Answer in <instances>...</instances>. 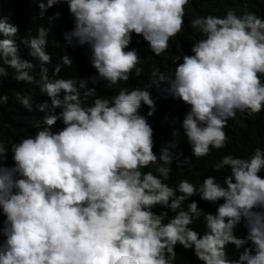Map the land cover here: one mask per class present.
Masks as SVG:
<instances>
[{"label": "clouds", "instance_id": "9594fccd", "mask_svg": "<svg viewBox=\"0 0 264 264\" xmlns=\"http://www.w3.org/2000/svg\"><path fill=\"white\" fill-rule=\"evenodd\" d=\"M24 1L0 0V89L13 70L23 89L16 99L33 111L37 131L12 144V167L0 140V264H175L177 245L202 264H264V211L255 210L264 209V149L248 159L223 156L213 167L230 170L223 179L165 183L174 162L183 169L192 160L173 151L172 133L201 159L225 146L233 122L264 111V18L228 0L223 17L211 0ZM61 3L72 14L64 46L90 47L92 65L79 54L51 55L48 24L61 16ZM35 7L38 17L27 20ZM187 27L196 33L190 40L200 39L174 74L154 69L145 88L110 98L87 87L106 81L111 89L140 76L130 44L160 56L180 33L189 40ZM73 67L87 74L73 75ZM153 86L166 94L157 106ZM167 99L175 107L162 114ZM8 100L0 94V106ZM154 147H162L159 156ZM153 164L155 173L143 171ZM196 195L217 204L205 213L203 233L190 227L203 211L190 200Z\"/></svg>", "mask_w": 264, "mask_h": 264}, {"label": "trees", "instance_id": "16d2710c", "mask_svg": "<svg viewBox=\"0 0 264 264\" xmlns=\"http://www.w3.org/2000/svg\"><path fill=\"white\" fill-rule=\"evenodd\" d=\"M24 3H26V5L29 7L33 5L32 2L28 0H25ZM228 4L230 5L231 9H236L237 11L243 13L245 11H251L264 18V0H228ZM209 5L214 9L216 13L215 16L223 17L220 15V13H222V9L226 5L225 0H211ZM63 7H65L66 12L62 10ZM37 9L38 7H35L27 11L29 15L27 20L38 17L35 16L38 15ZM59 9L61 10V16L59 19L56 21L53 20L48 24V27L50 28L48 37L49 42H51V55H55L59 59L61 56L68 54L74 59L79 54L77 59L82 56L87 60L83 63L92 65V53L90 47L81 48V46H75L66 48L64 46L66 41L61 33L64 31L63 26L66 24L65 21L68 19V15L72 16V14L69 11L67 3H61V7H59ZM237 15H241V13L238 12ZM185 30L187 39L189 38V40L185 41L186 36L180 33L182 36L174 39L169 44L167 51L162 53L160 56H156L152 51L148 52L144 48H140L141 45L138 41H133V43L130 44L129 49L126 50L135 48L138 50L140 56V63L137 65V67L143 69L140 76H135L133 72L129 81H121L118 85L113 86L111 89L106 88V81H99V83L95 85L89 81L87 87H97V93L99 95H101L103 98H110L112 95L117 94L122 88H128L129 90L134 88H145V86L150 83L154 69L158 70V73H165L168 75L174 74L178 63L183 62V55H193L191 49L194 45V42L200 39L198 38L196 40H190V38L195 37L196 33L188 27ZM12 71L13 70L9 69L10 75L4 78L3 88L0 89V94H5L9 97L8 102L0 106V140L3 141L6 148L9 150L4 161L5 166L8 167L14 166L11 153L12 144L20 141L22 138L34 135L37 131L33 123V111H29L16 99V93H21L20 91H23V89H20L18 81H15L11 78ZM86 71L87 69L85 70L84 68H79V71L75 67L71 68V73L73 75L82 76V74H87ZM94 75H97L96 69L91 72V76ZM79 80L80 79L77 81ZM163 87H165V85L162 84L161 89ZM150 91L152 98L156 101V106L166 98V94L160 89H157L155 86H153ZM22 95H25V93ZM174 107L175 104L172 103L170 99H167L162 105L161 113H173ZM141 108L149 109L147 105H142ZM63 126L64 125L62 124V127ZM226 134L227 141L223 148H212L206 157L196 159L192 155L191 145L189 146L187 142H185L184 138H182L179 134L172 133L171 139L174 141V143L178 144V148L173 149V151H182L183 156L181 159L190 157L192 160L189 165L185 164L183 169H180L174 162L172 165L173 171L170 173V177L167 181H165V183L169 184V186L175 187L179 181L187 179L192 184L199 186L202 184L203 179L209 175L217 176L218 179H223L226 177L228 174H230V170L228 169H224L221 173L213 171L214 165L220 162L223 156L231 155L233 157L248 159L254 154V150L257 147L264 149V111L258 114H251L246 120L240 119L233 122L226 131ZM161 148L162 147H154V152L157 154V156L160 155ZM157 166L158 164H153L148 169H144L143 171H153L155 173ZM259 175L264 178V171H262ZM177 195H179V193H177ZM190 200L196 201L199 208L203 210L200 213L199 220L190 225V227L200 233H203L205 213L215 214L217 204L204 201L199 195L191 197ZM188 203V201H185L182 206L185 210L187 209ZM219 203H223V201H220ZM163 210L164 209H162L159 205H157L154 209V211L157 213ZM255 210L264 211V209ZM173 215H175V213L169 211V218H171ZM5 219L6 217L2 215V210H0V227H3V221ZM165 223H167V220H165ZM237 231H242L246 236L248 234V230L243 226V224L237 228ZM3 239L4 237L0 236V240ZM225 250L231 258L234 256V249L231 245L226 246ZM175 251L178 254L175 264H202V262L195 257L193 250H185L182 246L177 245ZM237 255L238 253L234 256V259L237 258Z\"/></svg>", "mask_w": 264, "mask_h": 264}]
</instances>
